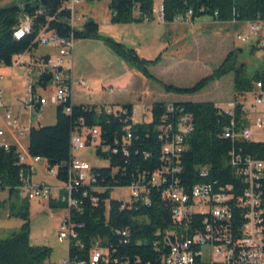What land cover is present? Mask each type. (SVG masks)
<instances>
[{"label": "trees", "instance_id": "1", "mask_svg": "<svg viewBox=\"0 0 264 264\" xmlns=\"http://www.w3.org/2000/svg\"><path fill=\"white\" fill-rule=\"evenodd\" d=\"M69 0H18V4L0 8V65L11 66L16 56L36 48L41 33H52L68 40H101L116 56L128 66L136 69L147 80L161 84L166 93L193 95L205 89L210 83L232 74L233 90L237 96H248L256 82L264 85V71L247 73L244 64H238L233 53L213 72L189 88L162 84L148 70L161 61V55L146 60L125 45L98 35V24L92 20L84 22L80 29L70 25ZM154 0H110V23L129 25L152 23L154 21ZM162 16L165 24H171L178 15L192 13L191 21L206 16L217 23L241 24L264 20V0H162ZM24 21H29L30 31L20 39L13 36ZM254 47L252 51H256ZM52 80V73L46 72L37 79L45 89ZM171 104V103H170ZM165 102H155L150 107V120L142 123L131 121L132 106L125 105L118 115L97 113V107L75 104L74 100L56 105L55 122L51 126L31 127L27 134V152L31 158L46 161V167L53 172L61 184L69 181L72 162L71 136L77 130L84 133L86 148L90 146L92 129H98V144L94 153L106 160L105 168L90 169L89 183L73 186L72 198L78 206L68 212L69 220L76 233V241L68 248L70 261L89 263V252L98 244L108 251V263L99 264H160V258L168 252L165 242L166 231L175 230L178 235H191L200 230L202 215H193L188 222L178 226L172 222L168 205L160 197V189L149 185L151 176L159 172L165 162L162 147L177 132V118L181 114L192 116V130L184 138V150L179 156L181 172L178 175L186 187L202 180L231 186L239 194L243 188L230 159L261 160L264 157V142L231 140L223 138V131L232 118L220 113L210 101L174 102L173 112H167ZM70 108L67 113L66 109ZM234 130L246 125L240 121L237 107ZM243 124V125H242ZM170 125V130L166 127ZM231 153L233 154L231 156ZM27 166L18 160V150L9 145L0 147V192L7 191L9 200L18 197L20 173ZM207 172L206 178L199 171ZM140 182L149 189V203L140 201L123 206L120 199L111 198L115 189L127 188ZM52 208L67 209L66 204L49 201ZM11 214L21 220L16 232L0 238V264H50L51 248L31 245L29 205L22 202ZM238 215V211L234 212ZM240 225V221L238 223ZM125 233V235H123ZM172 239V238H171ZM201 249V247H200ZM199 263V262H198Z\"/></svg>", "mask_w": 264, "mask_h": 264}, {"label": "built area", "instance_id": "2", "mask_svg": "<svg viewBox=\"0 0 264 264\" xmlns=\"http://www.w3.org/2000/svg\"><path fill=\"white\" fill-rule=\"evenodd\" d=\"M82 1L86 0H69L68 2L72 28H77L79 21V18L74 15V7ZM191 15L190 11L185 15H178L171 24L188 23L191 21ZM158 17L164 24L162 7L159 9ZM231 24L237 25L234 21ZM241 24L246 25L247 32L238 34L237 42L240 44L253 42L264 50V20L257 19ZM29 31V21H24L15 30L13 36L20 39ZM73 44V39L63 40L52 33H41L37 38V45H46L56 49V55L41 60L37 70L38 77L46 72L52 73L50 83L54 90L48 97L37 94L34 90L35 85L30 79L26 80L27 89L21 103L32 110L36 118L40 117V110L43 108L64 103L67 99L73 101L72 75L64 67V61L72 58ZM32 73L30 65L26 76L30 77ZM79 85L84 90H88L85 82L80 81ZM215 106L220 113L232 118L230 125L223 131L225 139L253 141L251 124L257 131L264 130V85L260 81L254 84L250 95L242 97L241 101L234 100ZM0 107H2L1 99ZM237 107L240 112V121L244 120L247 124L235 131L234 117ZM122 110L123 106L107 105L99 107L97 113L118 115ZM145 111L149 114L148 120L145 119ZM66 112L69 113L70 108H67ZM167 112H173L171 104L167 106ZM135 119H139V122ZM5 120L12 125L19 138L28 134L30 128L21 125L17 119H14L10 110H5ZM149 120L150 107L146 109L132 106L131 121L133 123ZM176 128L177 132L162 147V159L165 166L151 176L149 185L161 190L160 197L168 205L174 224L180 226L188 222L193 215H202L203 220L200 230L191 235H178L175 230L166 231L165 242L168 245V252L160 258V264H264V157L261 160L231 157L230 165L235 169L237 178L243 185L239 194L233 193L231 186L218 185L217 182L209 180H202L186 187L178 176L181 172L178 159L184 150V138L192 130V116L181 114L177 118ZM166 130H170V125L166 127ZM89 134V148L92 152L98 144L99 131L95 128ZM3 136L4 130L0 126V147L7 150L9 144L2 141ZM84 148H86L84 133L79 134L75 130L71 136L72 162L69 168V181L66 184L61 183V187L57 189L44 183L34 182L32 175L35 174V166L27 163L24 156L18 152L19 162L27 166V169L20 173L18 192L29 200L55 201L66 204L67 216L61 220L58 226L57 238L60 242H66L68 248L71 243L75 247H81V244L76 241L75 227L69 220L68 211L78 206L77 201L72 198L73 186L79 183H89L91 180V167L77 156V153ZM31 160L33 164H46V161L41 158H31ZM46 170L53 176L55 170H49L47 167ZM199 176L204 179L207 177V172L200 170ZM127 188L130 190V194L127 199L120 198L123 203L122 207L139 201L143 204L149 203L147 186L136 182ZM236 211H238V215L234 214ZM238 221H240V225L237 224ZM200 242H209V249H206V253L200 249ZM100 262H109L108 251L97 244L89 252V263L99 264ZM60 264L84 263L72 262L67 258Z\"/></svg>", "mask_w": 264, "mask_h": 264}, {"label": "rangeland", "instance_id": "3", "mask_svg": "<svg viewBox=\"0 0 264 264\" xmlns=\"http://www.w3.org/2000/svg\"><path fill=\"white\" fill-rule=\"evenodd\" d=\"M109 3L110 0H86L77 4L74 7V15L79 18L77 29H80L85 21L92 20L98 24L100 37L111 38L132 48L140 57L149 61L161 55V61L155 66H150L148 70L162 84L179 88L192 87L210 75L229 53L235 55L238 64L242 63L246 66L248 75L264 71V50L253 42L245 44L237 42L236 36L247 32L244 24L233 26L230 23H217L206 16L188 23L162 24L158 17L161 0H154L156 11L152 23L114 25L110 23ZM14 4H18V0H0V8ZM254 47L256 51H252ZM55 52L56 50L50 46L37 45V48L23 54L19 59L28 62L30 56L39 58ZM19 59L14 57L11 66L0 65V68H9V75H2L3 81L0 83L4 102L13 103L14 100L24 96L27 78L32 83H36L37 93L48 97L54 90L52 84L42 89L37 84L36 75L32 74L26 78L25 67L18 64ZM64 67L72 72L75 83L74 102L97 108L115 104V106L131 105L147 109L155 102L172 104L189 101H210L219 105L234 100L241 101L242 98L234 93L232 74L210 83L205 89L193 95L166 93L161 84L147 80L109 50L101 40L74 41L72 58L64 61ZM80 81L85 82L88 91L83 90L79 85ZM55 109L56 105H50L43 110L40 126L54 124ZM11 112L13 114V110ZM148 118L149 114L146 112L145 119L148 120ZM135 121L139 122V119ZM250 127L253 132V141L264 142V130L257 131L252 124ZM3 128L9 137L13 133L12 145L24 156L27 163L34 165L27 152L28 136L19 138L15 131L8 127ZM4 139L2 138V141ZM79 155L91 168L108 166V162L96 156L94 151L90 152L89 147L84 148ZM34 166L36 169L34 181H43L51 187L59 185L55 177L44 170L45 163ZM129 194L128 188L115 189L111 193V198L127 199ZM23 201L29 205L31 245L50 247V264L66 261L68 245L66 242H60L57 235L58 226L67 216V211L62 208H52L48 202L29 200L20 193L18 197H12L9 200L7 191L0 192V238H6L19 229L21 220L9 215L12 211L11 204L16 210ZM203 250L206 253V248Z\"/></svg>", "mask_w": 264, "mask_h": 264}, {"label": "crops", "instance_id": "4", "mask_svg": "<svg viewBox=\"0 0 264 264\" xmlns=\"http://www.w3.org/2000/svg\"><path fill=\"white\" fill-rule=\"evenodd\" d=\"M161 5H162V0H161ZM161 5H160V7H161ZM160 9V8H159ZM155 11H156V8H155V6H154V13H155ZM155 16V15H154ZM229 24V23H228ZM231 24V23H230ZM233 25V24H232ZM237 25H239V24H237ZM233 26H236V25H233ZM46 46V45H45ZM36 48H37V46H36ZM56 50V49H55ZM31 51V50H30ZM30 51H28V52H30ZM28 52H26V53H28ZM73 52V51H72ZM56 53V52H55ZM55 53L54 54H52V55H42V56H40L39 58H32V56H30L29 58H28V62L26 61H22V60H20L19 58L22 56V55H20V56H16L19 60H18V64L19 65H23L24 67H25V73H24V75H25V77L27 78V72H28V69H29V66L31 65V69H32V71H33V73L32 74H34V75H36V77H37V79H38V75H37V70H38V65L40 64V62H41V60H43V59H45V58H47V57H50V56H54L55 55ZM25 54V53H24ZM38 59V60H37ZM67 69V68H66ZM67 70H69V69H67ZM69 72H70V74L72 75V72L69 70ZM2 75H9V68H5V69H3V68H0V77L2 78ZM72 79H73V77H72ZM27 80V79H26ZM26 80H25V82H26ZM3 81V78H2V80L0 81V83ZM34 85H35V88H34V90H35V92L37 93V91H36V83H33ZM74 85H75V83L73 82V90H74ZM82 87V86H81ZM84 90V89H83ZM86 91V90H85ZM88 91V90H87ZM37 94H39V93H37ZM40 95V94H39ZM24 96H25V94H24ZM24 96L23 97H20L18 100H14V102L13 101H11V100H9V102H13V103H6V102H4V99L2 98V90L0 89V99L2 100V107H0V126L3 128V127H5V128H10L12 131H14V129H13V127H12V125L8 122V121H6L5 120V110H10V111H12L13 110V117H14V119H17L19 122H20V124L21 125H23V126H26V127H29V128H31V127H38V126H40L39 124H40V121H41V119H42V112H43V110L44 109H46V108H43V109H41L40 110V117L39 118H36L35 116H34V114L32 113V110H30V109H28V108H26L25 106H23L22 105V103H21V101H22V99H24ZM42 96V95H41ZM8 97V95L6 96V98ZM42 97H44V96H42ZM8 99V98H7ZM75 103V102H74ZM75 104H77V103H75ZM112 105H115V104H112ZM33 118L35 119V120H33ZM25 123V124H24ZM10 126V127H9ZM3 130H4V128H3ZM3 138H5L4 140H3V142H5V143H7V144H9V145H12V139H14V136H13V133H12V135H11V137H9L8 135H6V132H5V130H4V136H3ZM87 149V148H86ZM82 150H84V149H82ZM81 150V151H82ZM81 151H79V153H77V156L82 160V157H80V153H81ZM34 165H36V164H34ZM44 170H46V168H44ZM36 175V171H35V174L34 175H32V180H33V178H34V176ZM34 181V180H33ZM34 182H36V183H44V184H46L45 182H43V181H34ZM47 185V184H46ZM49 187H51L50 185H48ZM59 187H61V184L59 183V185L58 186H56V187H52V188H54V189H57V188H59Z\"/></svg>", "mask_w": 264, "mask_h": 264}, {"label": "bare ground", "instance_id": "5", "mask_svg": "<svg viewBox=\"0 0 264 264\" xmlns=\"http://www.w3.org/2000/svg\"><path fill=\"white\" fill-rule=\"evenodd\" d=\"M200 247L201 249H204V248L209 249V242H200Z\"/></svg>", "mask_w": 264, "mask_h": 264}, {"label": "water", "instance_id": "6", "mask_svg": "<svg viewBox=\"0 0 264 264\" xmlns=\"http://www.w3.org/2000/svg\"><path fill=\"white\" fill-rule=\"evenodd\" d=\"M41 2V4L45 1V0H39Z\"/></svg>", "mask_w": 264, "mask_h": 264}]
</instances>
